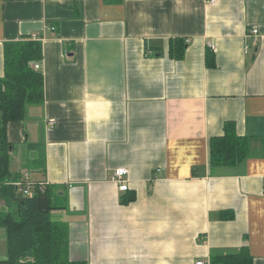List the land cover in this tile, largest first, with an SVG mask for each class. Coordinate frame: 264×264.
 <instances>
[{
	"label": "crops",
	"instance_id": "0c3cea01",
	"mask_svg": "<svg viewBox=\"0 0 264 264\" xmlns=\"http://www.w3.org/2000/svg\"><path fill=\"white\" fill-rule=\"evenodd\" d=\"M112 1L0 0V77L6 43L43 44L44 103L7 137L19 156L41 152L32 181L67 193L52 218L68 226L70 260L197 264L247 245L264 264V0ZM227 121L253 138L251 154L212 169ZM121 168L129 193L112 180Z\"/></svg>",
	"mask_w": 264,
	"mask_h": 264
},
{
	"label": "trees",
	"instance_id": "16d2710c",
	"mask_svg": "<svg viewBox=\"0 0 264 264\" xmlns=\"http://www.w3.org/2000/svg\"><path fill=\"white\" fill-rule=\"evenodd\" d=\"M186 51L185 40H171L169 56L173 60H183ZM4 56L5 75L0 77V203L4 204L0 205V228L6 232L7 260L3 263L87 264L70 260L68 226L52 218L53 211L67 208V193L60 194L44 181H32L28 174L23 180L11 170L13 145L8 141L7 127L25 120L30 106L44 103V73L35 70V65H41L44 59L43 44L33 38L9 42L4 45ZM206 64L216 67V55L210 48ZM252 143L253 138L238 135L234 121H227L223 134L210 140L211 168L238 167L249 158ZM27 182L31 185L29 196L20 191ZM134 200L131 193L121 202ZM219 218L230 221L235 215L223 211ZM253 261L247 245L235 252H214L210 257V264H253Z\"/></svg>",
	"mask_w": 264,
	"mask_h": 264
},
{
	"label": "rangeland",
	"instance_id": "374dc122",
	"mask_svg": "<svg viewBox=\"0 0 264 264\" xmlns=\"http://www.w3.org/2000/svg\"><path fill=\"white\" fill-rule=\"evenodd\" d=\"M35 107H37V106L36 105L30 106L28 108V111H30L31 109H33ZM28 115H29V113H28ZM29 117L31 119L34 118V117L32 118L31 116H29ZM28 118H26L25 121H27ZM28 120H30V119H28ZM34 123H35L34 121H29V128L33 127L34 126ZM37 149L41 150L40 147L37 148ZM40 154H41V152H38V151H31V152L29 151V155H25V156L22 157V156H19L17 152L16 153L15 152H12V154H11V157H12V160H11V170H12V172L15 173L16 176L21 175L23 180H24V177H26L25 176L26 173H29L30 177L32 176V178L35 179L34 178V175H32L31 172H32V169L34 168V166L37 164V162L35 164V161L34 160L35 159L39 160L40 159L39 158V155ZM3 232L4 231L1 230L0 231V235ZM1 248L2 247L0 246V249Z\"/></svg>",
	"mask_w": 264,
	"mask_h": 264
},
{
	"label": "built area",
	"instance_id": "2783aa9c",
	"mask_svg": "<svg viewBox=\"0 0 264 264\" xmlns=\"http://www.w3.org/2000/svg\"><path fill=\"white\" fill-rule=\"evenodd\" d=\"M258 33H259V31L257 29L254 28L252 30V34L254 36H257ZM33 39H37L36 36H34ZM40 69H41V65H35V70H40ZM50 122H51V124L56 123L54 120H50ZM127 175H128V170H126L125 168L118 169L114 173L112 180L115 181L119 185L120 192H128L129 191V182H128V179H126ZM19 186H20V184H19ZM30 186H31L30 183L27 182L25 184V186L22 189H20V191L24 195L29 196L31 194L30 193ZM197 264H210V261L209 262L199 261V262H197Z\"/></svg>",
	"mask_w": 264,
	"mask_h": 264
}]
</instances>
